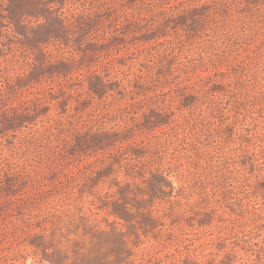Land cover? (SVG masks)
Segmentation results:
<instances>
[{"label":"rangeland","instance_id":"374dc122","mask_svg":"<svg viewBox=\"0 0 264 264\" xmlns=\"http://www.w3.org/2000/svg\"><path fill=\"white\" fill-rule=\"evenodd\" d=\"M0 264H264V0H0Z\"/></svg>","mask_w":264,"mask_h":264}]
</instances>
